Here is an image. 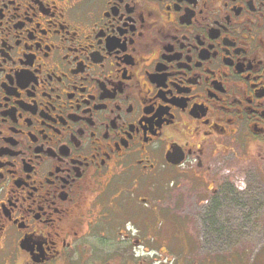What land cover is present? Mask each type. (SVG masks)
<instances>
[{
  "label": "flooded vegetation",
  "instance_id": "obj_1",
  "mask_svg": "<svg viewBox=\"0 0 264 264\" xmlns=\"http://www.w3.org/2000/svg\"><path fill=\"white\" fill-rule=\"evenodd\" d=\"M256 153L264 0H0V264H143L159 183L229 216Z\"/></svg>",
  "mask_w": 264,
  "mask_h": 264
},
{
  "label": "rangeland",
  "instance_id": "obj_2",
  "mask_svg": "<svg viewBox=\"0 0 264 264\" xmlns=\"http://www.w3.org/2000/svg\"><path fill=\"white\" fill-rule=\"evenodd\" d=\"M255 161L262 171L255 172L252 181L257 183L260 177L261 188L236 209L230 206L229 216L221 218H196L201 211L191 199L176 202L182 190L160 193L164 182L159 183L155 190L159 209L145 208L144 221L139 222V237L145 244L143 264H264V154L256 153ZM181 207L189 213L183 214ZM114 264L136 262L128 255V262Z\"/></svg>",
  "mask_w": 264,
  "mask_h": 264
}]
</instances>
